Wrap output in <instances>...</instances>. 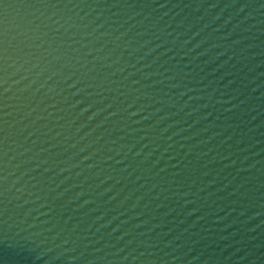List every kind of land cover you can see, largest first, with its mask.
Wrapping results in <instances>:
<instances>
[{"label":"water","instance_id":"1","mask_svg":"<svg viewBox=\"0 0 264 264\" xmlns=\"http://www.w3.org/2000/svg\"><path fill=\"white\" fill-rule=\"evenodd\" d=\"M0 264H264V0H0Z\"/></svg>","mask_w":264,"mask_h":264}]
</instances>
